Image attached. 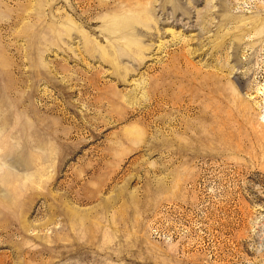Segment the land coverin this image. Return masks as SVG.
<instances>
[{"label":"rangeland","instance_id":"rangeland-1","mask_svg":"<svg viewBox=\"0 0 264 264\" xmlns=\"http://www.w3.org/2000/svg\"><path fill=\"white\" fill-rule=\"evenodd\" d=\"M0 264H264V0H0Z\"/></svg>","mask_w":264,"mask_h":264}]
</instances>
